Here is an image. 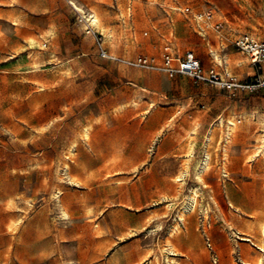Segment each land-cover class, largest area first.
<instances>
[{"label":"rangeland","instance_id":"obj_1","mask_svg":"<svg viewBox=\"0 0 264 264\" xmlns=\"http://www.w3.org/2000/svg\"><path fill=\"white\" fill-rule=\"evenodd\" d=\"M243 35L264 40V0H0V264L264 257V158L253 153L264 96L170 77L163 66L193 52L204 76L244 82ZM140 57L150 67L134 66Z\"/></svg>","mask_w":264,"mask_h":264},{"label":"built area","instance_id":"obj_2","mask_svg":"<svg viewBox=\"0 0 264 264\" xmlns=\"http://www.w3.org/2000/svg\"><path fill=\"white\" fill-rule=\"evenodd\" d=\"M239 52L246 56L255 75L244 82L236 81L227 75L228 80L224 81L218 74L210 72L204 76L201 70L200 61L193 52H186L175 62L171 56H166L163 60L164 71L170 76H186L194 83L206 85H216L220 89H227L231 92L243 93L247 95L259 94L264 91V40L254 39L243 35L236 42ZM102 56L104 54L102 53ZM151 62L145 58H138L134 63L137 67H150ZM216 264V260H213Z\"/></svg>","mask_w":264,"mask_h":264},{"label":"bare ground","instance_id":"obj_3","mask_svg":"<svg viewBox=\"0 0 264 264\" xmlns=\"http://www.w3.org/2000/svg\"><path fill=\"white\" fill-rule=\"evenodd\" d=\"M99 17H97V15H93V16H91L90 18H89V22H90V26H92V27H94L96 30H98V31H100V32H102V33H104V30L105 29H103L102 27L103 26H101V23H100V21H99V19H98ZM36 42V41H35ZM34 42V39H30L29 40V43H31V44H34L35 43ZM31 46V45H30ZM36 53V52H35ZM41 54V53H40ZM214 59L216 60V61H219L218 60V58H219V55H218V52H214ZM36 56V55H35ZM224 56V55H223ZM224 59V58H223ZM247 60V59H246ZM231 61V60H230ZM225 63H227V62H225ZM248 63V62H247ZM224 64V63H223ZM225 65V64H224ZM239 65V64H238ZM226 66V65H225ZM231 66V65H230ZM227 67H229V66H227ZM227 70V69H226ZM27 74V73H26ZM261 115V114H260ZM254 117V116H253ZM263 117V116H262ZM234 118V117H233ZM227 119L228 120V123H227V129H228V132L230 133V134H232V133H234L237 129V122H235L234 121V119ZM251 118V117H250ZM256 119V118H255ZM218 121H219V123L217 124V125H213L211 128H210V130H209V134H207V140L210 142L212 139H213V136H214V134H213V130H215V129H213L214 128V126H218V127H220L221 125H222V123H223V120H222V117H220L219 119H218ZM172 122V121H171ZM225 123V122H224ZM226 124V123H225ZM224 124V125H225ZM257 124V123H256ZM261 124V123H260ZM170 126V125H169ZM168 126V128L170 129V127ZM171 126H174L173 124H171ZM196 126V125H195ZM255 126V125H254ZM257 126V125H256ZM263 126V125H262ZM93 127V126H92ZM198 127V126H197ZM172 128V127H171ZM169 129L167 130V131H169ZM218 129V128H217ZM195 131H196V129H192L191 130V133H189L188 134V138L190 139H188L189 140V142H188V145H186L187 146V152H185V153H187V157H191L192 156V154H193V151H194V146H195V143L193 142V140H192V135H195ZM259 131V130H258ZM84 135H85V137L86 138H88V135H89V128H86V129H84ZM83 132H81V135L83 134ZM90 132H91V130H90ZM216 133V132H215ZM260 133V132H259ZM264 134V133H263ZM230 136V135H229ZM229 136H227V137H229ZM216 137V136H215ZM236 137V136H235ZM221 138V137H220ZM219 138V139H220ZM231 138H233V135L231 136ZM258 138V137H257ZM206 139V138H205ZM218 139V140H219ZM230 138H226V141H227V143H229V140ZM86 140V139H85ZM216 140H217V137H216ZM231 140V139H230ZM256 140V139H255ZM254 140V141H255ZM215 141V140H214ZM225 141V140H224ZM253 141V142H254ZM233 142V141H232ZM226 143V142H225ZM256 143H257V147L255 148V150H254V156L255 155H257V154H259L262 158H264V137L263 136H260L258 139H257V141H256ZM74 144V143H73ZM210 143H208V145H209ZM185 145V144H184ZM206 145V144H205ZM217 145V144H216ZM74 146H76V143L74 144ZM212 146H213V143H212ZM212 146H210V147H212ZM223 146V145H222ZM209 147V146H208ZM73 148V147H72ZM222 148V147H221ZM206 149V148H205ZM208 149V148H207ZM210 149H212V148H210ZM185 150V151H186ZM206 151V150H205ZM215 151V150H214ZM213 151V152H214ZM71 152V151H70ZM209 152H210V150H209ZM209 152H208V150H207V153H206V161H205V167L203 168V169H205V171L204 172H207V171H209V166L210 165H208L209 164V159L210 158H212V157H210V155H209ZM212 152V153H213ZM205 153V152H204ZM217 153V152H216ZM186 155V154H185ZM70 156V155H69ZM221 156V155H220ZM223 157H228V153H227V150L226 149H223V155H222V158ZM248 157V156H247ZM253 156H249L248 157V161H250L251 160V158H252ZM260 158V157H259ZM188 159V158H187ZM190 159V158H189ZM227 159V158H226ZM226 159H225V161H226ZM254 159V158H253ZM186 160V159H185ZM227 160H229V159H227ZM187 162H188V160H186ZM190 161V160H189ZM247 161V160H246ZM252 161V160H251ZM184 163H185V161H183ZM182 162V163H183ZM63 163H65V161L63 162ZM202 164H204V163H202ZM210 164H211V159H210ZM226 164V163H225ZM68 165H69V163H68ZM184 165V170L179 174V175H177L176 176V181L178 182V181H182V179H181V177L183 176V175H185V174H188V169H189V167H188V164H183ZM222 165V164H221ZM224 165V164H223ZM222 165V166H223ZM198 166V165H197ZM202 167H203V165H202ZM66 168H68V166L66 165ZM183 168V167H182ZM198 168V167H197ZM197 168H195V169H197ZM221 168V167H220ZM224 167H222V169H223ZM201 170V169H200ZM67 171V170H66ZM196 171V170H195ZM202 171V170H201ZM208 173V172H207ZM197 175V179L201 182V181H203V174L202 173H197L196 174ZM194 176V175H193ZM204 176H205V174H204ZM196 177V176H195ZM183 178V177H182ZM205 178V177H204ZM61 179V178H60ZM198 182V181H197ZM181 183V182H180ZM183 185V184H182ZM190 195V194H189ZM199 197V195H198V191L196 190V189H194L193 188V190L191 191V195L189 196V199L192 201V204H191V207L190 206H188V208L190 207V210H191V212L192 213H194L195 211H196V206H197V204H198V198ZM186 199V198H185ZM187 201H189V200H187ZM190 201V202H191ZM187 203H189V202H187ZM190 204V203H189ZM184 206V205H183ZM168 207V206H167ZM207 208V207H206ZM188 211V210H187ZM203 211V210H202ZM189 212V211H188ZM190 212V213H191ZM205 212V211H204ZM208 213H209V211H208ZM205 215H206V213H205ZM178 217H179V219L181 220V221H185L186 220V214H185V212H179V215H178ZM13 222V221H12ZM16 222V221H15ZM15 222H13L11 225H9L10 226V228H8V229H10L11 231H13L14 229V227H15ZM16 224H17V222H16ZM257 224H258V222H257ZM256 224V225H257ZM259 226H258V232H260L259 234H261V236L262 237H264V220L262 221V222H260L259 224H258ZM16 228V227H15ZM171 230V229H170ZM169 230V231H170ZM178 232V225L176 224L173 228H172V230L169 232V235H167L168 236V238H173V236L176 234ZM258 234V235H259ZM257 235V236H258ZM165 239H167V238H165ZM261 239V238H260ZM260 239H259V242H260ZM170 239H167L166 240V244H170V242H172L171 240L169 241ZM262 242V241H261ZM164 243V242H163ZM165 244V243H164ZM163 244V245H164ZM172 244H173V242H172ZM259 244V243H258ZM171 245V244H170ZM169 245V246H170ZM260 245V244H259ZM258 245V246H259ZM165 246V245H164ZM163 246V247H164ZM167 246V245H166ZM174 246V245H173ZM172 247V246H171ZM176 247V246H175ZM174 247V248H175ZM167 248V247H166ZM165 249V248H164ZM172 249V248H171ZM261 249H262V251L264 252V245H262L261 246ZM161 251V250H160ZM168 251V250H167ZM172 251H174V250H172ZM162 252V251H161ZM175 252V251H174ZM164 253V252H163ZM264 256V255H263ZM168 258H169V256H168ZM168 261H169V263L170 264H180V263H178V262H176L175 261V259L174 258H169L168 259ZM155 262V261H154ZM255 264H264V257H261V258H258V260H257V262L255 263Z\"/></svg>","mask_w":264,"mask_h":264},{"label":"crops","instance_id":"obj_4","mask_svg":"<svg viewBox=\"0 0 264 264\" xmlns=\"http://www.w3.org/2000/svg\"><path fill=\"white\" fill-rule=\"evenodd\" d=\"M208 42V40H207ZM241 56H244L240 53ZM226 57H228V55H224ZM197 57V56H196ZM245 57V56H244ZM199 60V59H198ZM215 60V59H214ZM216 61V60H215ZM248 61V59H247ZM227 62V61H226ZM236 68L240 69L239 71H237V73H239L240 71H242V73L240 74L241 77H246V79H250L252 78L254 75H255V71L254 69L251 67L249 61L248 63H239V65L237 64L236 65ZM244 95H247V94H244ZM253 96H256V97H263L264 96V91L259 93V94H254ZM225 111V110H223ZM234 119V118H233ZM172 120H170L169 122H171ZM174 125V124H173ZM173 127V126H172ZM167 132V131H166ZM165 134H163L162 137H164ZM162 140V139H161ZM160 142V141H159ZM216 260V259H215ZM216 264H217V260H216Z\"/></svg>","mask_w":264,"mask_h":264}]
</instances>
